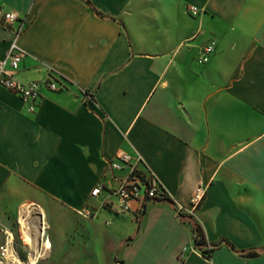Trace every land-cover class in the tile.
<instances>
[{
	"label": "crops",
	"instance_id": "crops-1",
	"mask_svg": "<svg viewBox=\"0 0 264 264\" xmlns=\"http://www.w3.org/2000/svg\"><path fill=\"white\" fill-rule=\"evenodd\" d=\"M0 6L25 18L15 77L64 85L42 86L33 112L0 86V243L26 208L45 219L49 211L48 229L65 236L80 217L75 210L89 206L95 217L83 219L98 231L96 248L108 236L117 264H264V248L237 252L264 245V0ZM210 38L214 48L200 62ZM10 40L0 25V60ZM118 152L140 156L171 204L99 207L102 194L89 191ZM197 184L205 189L191 214L200 247L176 213ZM220 240L233 250L224 242L211 248Z\"/></svg>",
	"mask_w": 264,
	"mask_h": 264
},
{
	"label": "built area",
	"instance_id": "built-area-1",
	"mask_svg": "<svg viewBox=\"0 0 264 264\" xmlns=\"http://www.w3.org/2000/svg\"><path fill=\"white\" fill-rule=\"evenodd\" d=\"M188 11L194 15L196 9L189 6ZM0 25L10 31L11 40L5 58L0 60V86L16 96L24 103L25 109L33 112L37 106L40 88L45 86L49 90H60L64 88L63 82L56 81L47 76L42 81L30 80L20 81L14 73L18 63L24 56V52L16 43L15 38L25 26V18L11 10H4L0 6ZM215 41L210 38L203 42L198 49V60L205 62L209 53L213 50ZM86 101L91 100L90 95L82 92ZM142 159L138 155H128L118 152L113 158L106 162V176L98 181L89 191L90 197L102 194L99 207L115 208L117 212L130 210V202H137L135 210H140V205L146 199L160 200L166 197L163 187L155 175L141 167ZM205 189L197 184L188 199V207L182 212V208H176V212H182L189 216L197 209ZM115 199V203L112 199ZM82 218H91L95 215L94 207L84 206L75 210ZM7 254L14 255L13 235L11 231H4L0 243V262L7 261Z\"/></svg>",
	"mask_w": 264,
	"mask_h": 264
},
{
	"label": "rangeland",
	"instance_id": "rangeland-1",
	"mask_svg": "<svg viewBox=\"0 0 264 264\" xmlns=\"http://www.w3.org/2000/svg\"><path fill=\"white\" fill-rule=\"evenodd\" d=\"M112 201L114 203L116 202L114 198ZM23 212H26L25 217L28 216L30 219H32V214L37 215L38 217H33V219L36 223L37 221L38 223L41 221V227H43L42 234L39 238L41 255L34 264H117L118 257L114 250V245L110 243L108 236H104L105 241L99 247L100 249L96 248L95 244L98 242L99 234L92 221L78 217L75 227L70 228L65 236H55L53 232H50L46 224L48 220L53 225V216L49 211L46 212V219L41 211L32 208H26ZM23 212L21 221L24 219ZM94 217L89 219H93ZM20 223L17 216L12 231L14 256L22 264H27L31 247L23 223L22 230H20ZM47 238L51 245L50 248L49 245H44L45 239ZM5 262H10V260Z\"/></svg>",
	"mask_w": 264,
	"mask_h": 264
},
{
	"label": "bare ground",
	"instance_id": "bare-ground-1",
	"mask_svg": "<svg viewBox=\"0 0 264 264\" xmlns=\"http://www.w3.org/2000/svg\"><path fill=\"white\" fill-rule=\"evenodd\" d=\"M23 213H24V219L23 221H21L20 227L22 230V223H23V227L25 228V233L28 236L29 244L31 247L29 260L27 264H34L35 261L38 259V257L41 255V251L39 249V238H40V235L42 234L43 227H41V221L39 223L37 221L38 224L36 223V221H34L33 217L36 218L38 217L37 215L32 214L33 215L31 217L32 219H30V217L28 216L25 217L26 212H23ZM44 245L45 246L49 245L47 239H45ZM7 256H9L8 260H10V262L3 261V262H0V264H22V262L19 259H17L16 256L10 255V254H7Z\"/></svg>",
	"mask_w": 264,
	"mask_h": 264
},
{
	"label": "trees",
	"instance_id": "trees-1",
	"mask_svg": "<svg viewBox=\"0 0 264 264\" xmlns=\"http://www.w3.org/2000/svg\"><path fill=\"white\" fill-rule=\"evenodd\" d=\"M164 199H165V201H168L171 204V201H169V199L167 197H164ZM156 201H159V200H156ZM176 213H177V215H178L180 220L190 224L191 231L193 233V245H194V247L202 246L203 242L201 240L200 229H199L198 225L194 221H192L191 216H189V215H187L185 213H182V212H176ZM221 242H224L230 249L233 250V246L229 242H227L225 240H220L218 243L212 244L211 248L218 246V244L221 243ZM263 248H264V245L261 246V247H258V248H250V249H247V250H239L237 252L242 254V255H245V256H253V255H256V253L258 251L262 250Z\"/></svg>",
	"mask_w": 264,
	"mask_h": 264
}]
</instances>
